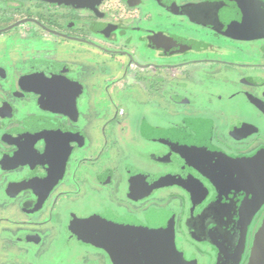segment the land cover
<instances>
[{
	"label": "flooded vegetation",
	"instance_id": "1",
	"mask_svg": "<svg viewBox=\"0 0 264 264\" xmlns=\"http://www.w3.org/2000/svg\"><path fill=\"white\" fill-rule=\"evenodd\" d=\"M263 180L264 0H0V264H248Z\"/></svg>",
	"mask_w": 264,
	"mask_h": 264
},
{
	"label": "water",
	"instance_id": "2",
	"mask_svg": "<svg viewBox=\"0 0 264 264\" xmlns=\"http://www.w3.org/2000/svg\"><path fill=\"white\" fill-rule=\"evenodd\" d=\"M214 155L216 156L217 170H220L221 173L218 178L220 180L219 183L220 197L218 198L217 202L213 206H211L205 213L207 219H211L212 215H210V212L212 213L213 209L217 208L218 205L220 206V204L221 205L223 204L224 206L222 205V207L224 208L228 206L227 204H225L226 195L228 191L227 190L228 184H226L227 178L232 177L233 172H235L236 169L241 170L242 168L239 167L240 165H242L241 162L239 161L237 162L236 160H231L226 156L220 155L218 153H214ZM230 169H231V175L227 171ZM260 186L261 187L259 189L258 200L255 199L250 200L251 198L248 200L245 199V197L243 198L238 197L232 201V203H236V201L239 202V200H242L243 203L247 204L248 202V205H250V208L248 210L246 209V206L244 208L242 207L241 215L237 216L236 214L233 215L225 214L224 216L216 217L215 219L216 224L214 226L216 238L218 237L222 242H227V243L240 242V244H242L241 247H243L246 230L252 219L253 212L255 211V208L258 207L264 201V190H263L264 180H263V184H261ZM228 207L227 209H229ZM140 240L142 241L143 244L148 243L146 247L147 249L151 247V251L153 252L154 258L155 256H157L156 255L157 253H160L163 256V258H168V261H165L163 263L159 262V264H172V262L175 260L176 258L175 243H174L172 228L167 227L160 232L157 231V228L155 226H153V228H151L150 231H147V233L144 234L143 238ZM161 242H162L161 245H157V243H161ZM157 247H161V248H157ZM153 264H158V263H153ZM248 264H264V217L257 226Z\"/></svg>",
	"mask_w": 264,
	"mask_h": 264
},
{
	"label": "rangeland",
	"instance_id": "3",
	"mask_svg": "<svg viewBox=\"0 0 264 264\" xmlns=\"http://www.w3.org/2000/svg\"><path fill=\"white\" fill-rule=\"evenodd\" d=\"M256 223H257V221H256Z\"/></svg>",
	"mask_w": 264,
	"mask_h": 264
}]
</instances>
